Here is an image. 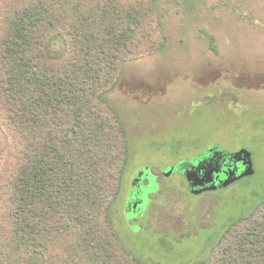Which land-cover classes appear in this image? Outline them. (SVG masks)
I'll return each instance as SVG.
<instances>
[{
    "label": "trees",
    "instance_id": "1",
    "mask_svg": "<svg viewBox=\"0 0 264 264\" xmlns=\"http://www.w3.org/2000/svg\"><path fill=\"white\" fill-rule=\"evenodd\" d=\"M151 12L144 2L27 0L0 17V113L16 158L0 264H155L112 230L130 144L106 98L128 49L148 36ZM259 193L190 264H264Z\"/></svg>",
    "mask_w": 264,
    "mask_h": 264
},
{
    "label": "rangeland",
    "instance_id": "2",
    "mask_svg": "<svg viewBox=\"0 0 264 264\" xmlns=\"http://www.w3.org/2000/svg\"><path fill=\"white\" fill-rule=\"evenodd\" d=\"M25 1L0 0V17ZM116 1L144 2L154 12L148 36L141 47L128 49L106 97L130 144L121 192L111 208L112 230L139 258L194 263L205 244L214 243L230 219L246 209L242 200L264 191V0ZM50 49L62 51L59 43ZM11 133L0 113V222L7 219L16 162ZM208 148L248 150L253 173L192 193L182 169ZM143 169L149 181L143 176L134 185ZM138 182L140 203L129 213L128 192Z\"/></svg>",
    "mask_w": 264,
    "mask_h": 264
},
{
    "label": "water",
    "instance_id": "3",
    "mask_svg": "<svg viewBox=\"0 0 264 264\" xmlns=\"http://www.w3.org/2000/svg\"><path fill=\"white\" fill-rule=\"evenodd\" d=\"M218 155H223V152L216 151ZM212 155H215V152L212 153ZM224 155L228 156V160L233 164V168H230L229 172L224 171L225 177L222 178L220 181L217 182V184L212 183L210 185H207L205 188L200 190L193 191L194 194L199 193L202 190H214L218 186H226L230 184L231 182L253 173V163L251 159V153L246 149H239L233 153H224ZM206 162L205 164H201L199 162L197 165H194L192 167H189L185 170V177L187 181L190 182V186L192 189H194L199 183L205 181L206 183H211L214 179V174H217L219 172V168L217 165H214L210 161ZM237 162H241L242 164V170H237L236 164ZM166 174H169L166 173ZM136 207V203L132 204V208Z\"/></svg>",
    "mask_w": 264,
    "mask_h": 264
},
{
    "label": "flooded vegetation",
    "instance_id": "4",
    "mask_svg": "<svg viewBox=\"0 0 264 264\" xmlns=\"http://www.w3.org/2000/svg\"><path fill=\"white\" fill-rule=\"evenodd\" d=\"M214 152H215V155L213 156L212 153H214ZM205 161H207V162L210 161L214 165H217V167L219 168V172L217 174L213 175L214 179H213V181L211 183H206L205 181H203V182L199 183L194 189L191 188L190 182L187 181V179L185 178L186 181H187L188 188L190 189V191L192 193H194L193 191L203 189L207 185H210L212 183L217 184L218 181H220L222 178L225 177L224 171L228 170V172H229L230 168H233V164H231V162L228 160V156L224 155V153H223V155H218L216 153V148H208L205 153H203V154H201L199 156H196L195 162H189L183 167L182 171L184 172V176H185V170L187 168L192 167L194 165H197L199 162H201L202 165L203 164L206 165ZM236 167H237V170H239L242 167L241 162H237ZM145 171H146V169H143V170L139 171V173H138L139 177H136V178L133 179L132 183L134 185H135V183L137 181L141 180V178L143 176L147 177V181H149L148 178L150 176V173L148 171L147 172H145ZM139 183L140 182H138L136 184L137 186L139 185V187L136 188V186H135L134 190H131V191L128 192V197H127L126 202H127L129 213L130 212L131 213L136 212L137 209H138V204L140 203V200L138 199L137 193H139L138 188H140L142 186V184H139ZM203 191H206V190H202L199 193H202ZM134 203H136V207L132 208V204H134Z\"/></svg>",
    "mask_w": 264,
    "mask_h": 264
}]
</instances>
